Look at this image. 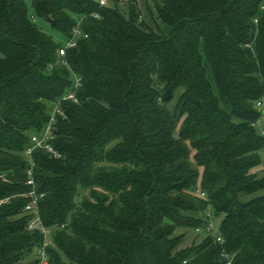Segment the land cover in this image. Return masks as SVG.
I'll use <instances>...</instances> for the list:
<instances>
[{"label": "trees", "instance_id": "obj_1", "mask_svg": "<svg viewBox=\"0 0 264 264\" xmlns=\"http://www.w3.org/2000/svg\"><path fill=\"white\" fill-rule=\"evenodd\" d=\"M148 15L151 26L131 2L0 0V264H35L24 261L43 242L23 210L24 151L49 122L46 101L61 110L48 141L58 157L34 149L31 177L54 228L47 264H224L222 251L264 264V194L248 198L264 189V134L250 125L264 99V0H155ZM70 91L76 101L62 100ZM207 207L223 242L178 247L176 228L203 227Z\"/></svg>", "mask_w": 264, "mask_h": 264}, {"label": "rangeland", "instance_id": "obj_2", "mask_svg": "<svg viewBox=\"0 0 264 264\" xmlns=\"http://www.w3.org/2000/svg\"><path fill=\"white\" fill-rule=\"evenodd\" d=\"M107 1H108L107 5H111L112 3H118V6L119 8H121V10H125L126 5L131 2L139 10V19H141L147 25L151 26V20H150V16L148 15V10L153 8L155 0H107ZM34 20L37 26L40 29H42L43 32L51 35L56 41L64 42V39L63 37H61L59 31H57L55 28H52L43 18L35 17ZM160 27H161L162 32H167L169 30V26L167 25L161 24ZM182 91H183V88H178L177 90H175L172 101L167 103L166 105L169 110L171 111L175 110L178 104L177 99L179 98V95ZM46 105H47L48 111L51 112L54 107V104L50 101H46ZM254 108L260 112V110L256 107V105H254ZM181 122H182V119L178 122V125H177L178 128ZM250 125L258 133L262 131V133L264 134V114L261 113L260 117L254 122H252ZM178 128L176 129L174 136L177 135ZM192 156L193 154H191V160H192ZM256 172H257L256 174L259 177L264 176V163H262L260 167L256 168ZM199 188L193 191L192 193L196 196L205 198V195L201 194V192L199 191ZM84 193H85L84 196L88 198L89 191L86 190ZM262 194H264V189L251 195L248 198H252L253 196L262 195ZM202 217L207 218V222L205 223L203 227L191 228V227L180 226L176 228L173 236L180 237V241H179L180 243L178 247L180 248L190 247L194 244L200 243L202 239L206 237L207 235H212V233L213 234L217 233V228H218L221 217L220 216L214 217L209 207H207L205 211H203ZM208 220L211 221V224L213 227L212 232L207 230V224L209 223ZM53 231H54V228H49L45 235V242L50 248L53 247V240H52ZM40 248L41 247L32 248L28 254V258L24 262L27 263L31 261L32 258H36ZM35 263H36V260H35Z\"/></svg>", "mask_w": 264, "mask_h": 264}, {"label": "built area", "instance_id": "obj_3", "mask_svg": "<svg viewBox=\"0 0 264 264\" xmlns=\"http://www.w3.org/2000/svg\"><path fill=\"white\" fill-rule=\"evenodd\" d=\"M97 1H98L99 6H101V7L107 6V3H108L107 0H97ZM92 16L95 18H98L99 14L93 13ZM80 35H81V32H80L79 28L77 26L74 27L72 29V37L65 42L63 47H60L58 49L59 56H63L65 54V50L67 48L74 47L76 44V38L79 37ZM79 85H80L79 79L76 77L75 78V86H79ZM61 99L62 100L71 99L72 101H76L74 93L71 91L66 93ZM255 105L260 110V112L262 114H264V99L257 100L255 102ZM57 113H61V110L58 106V103H56L54 105L53 111H52L50 118H49V122L47 123L43 132L40 134H32L30 136V145L24 151V155H26L28 157L29 163H30V169L27 171L28 180L26 181V183L28 185L32 186L31 190L27 194H25V196L29 197V201L24 206V209H23L25 212L32 214V218L27 223V228L29 230H35V229L39 230L43 235V242H42V245L40 246L41 248L39 249V252L37 254V257H36L37 259H36L35 264H47L48 263V256L46 253V247L48 245L45 242V235H46L49 228L43 225V223L41 222L39 215H38L37 200L39 197L43 196V193L36 194V192L34 190V182H33V179L31 177V168L33 166L31 154H32L34 149H42L45 152L52 154L54 157H58V154L56 153V151L53 150L52 146L48 142L49 140L52 139V124L54 122L55 114H57ZM201 194L203 195L204 193H201ZM2 201L3 200H0V203ZM212 228L213 227H212L211 221H209V223L207 224V230L212 232ZM212 236L215 238V240L217 242H220V243L223 242L221 237L219 235H216V233H214V234L212 233ZM221 257L224 259V264H233V255H230V254L222 251Z\"/></svg>", "mask_w": 264, "mask_h": 264}, {"label": "water", "instance_id": "obj_4", "mask_svg": "<svg viewBox=\"0 0 264 264\" xmlns=\"http://www.w3.org/2000/svg\"><path fill=\"white\" fill-rule=\"evenodd\" d=\"M46 20H47L48 22H51V20H50L49 18H46Z\"/></svg>", "mask_w": 264, "mask_h": 264}]
</instances>
